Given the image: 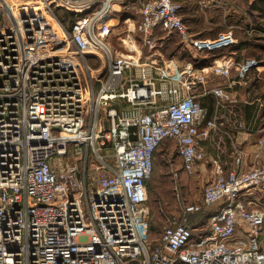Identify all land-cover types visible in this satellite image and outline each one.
Returning a JSON list of instances; mask_svg holds the SVG:
<instances>
[{"label":"built area","instance_id":"2783aa9c","mask_svg":"<svg viewBox=\"0 0 264 264\" xmlns=\"http://www.w3.org/2000/svg\"><path fill=\"white\" fill-rule=\"evenodd\" d=\"M40 1L37 17L25 12L37 3L0 0V264H264V209L242 197L264 190L260 149L247 167L242 149L231 168L209 156L201 203L185 204L183 219L169 218L156 242L147 189L167 138L189 174L206 160L201 140L232 99L227 84L209 87L208 75L245 78L264 56L171 70L143 59L145 48L157 53L158 30L197 50L234 44V31L192 34L180 0ZM57 9L73 14L70 26ZM115 27L126 31V51L109 40ZM98 52L105 78L88 56L101 59ZM199 88L219 97L213 118ZM221 200L210 231L195 235L187 214Z\"/></svg>","mask_w":264,"mask_h":264},{"label":"crops","instance_id":"0c3cea01","mask_svg":"<svg viewBox=\"0 0 264 264\" xmlns=\"http://www.w3.org/2000/svg\"><path fill=\"white\" fill-rule=\"evenodd\" d=\"M203 2L202 4L206 5V2ZM182 14L184 16V12H182ZM185 20L187 19L185 18ZM247 27L248 26L244 27L245 30L243 35L232 29L237 38L236 42L230 46L214 50H197L192 46H186L181 39V42L184 43L182 45L191 50V58H187L182 54L176 55L172 53L173 49L171 50L170 46L172 44V36L176 31L164 32L160 29L157 35L162 41L155 55L164 54L170 57V59L174 58L176 60L174 66L176 69L185 66H195L204 72L209 71L213 63L222 62L223 59L227 57L234 59L246 56H264V28L259 27L257 29L260 31L259 33L250 35L247 33L249 32ZM120 28L121 27H115L113 33L116 32V34L110 35L109 40L117 49L126 51L127 47L124 46L122 41V37L124 38L126 36V31L119 30ZM191 33L196 35V32L192 31ZM146 51H149V48L144 49V55L149 54L146 53ZM98 53L99 55L104 54L102 52ZM93 56L99 59L95 54H93ZM89 59L93 65L95 59L91 58V56ZM95 71L98 70L95 69ZM222 79H224L222 84L228 85L227 88L232 95V99L227 101V107L220 110L223 117L220 119L221 124L219 127L217 129H210L207 138L201 140V144L206 150L207 157L206 160L200 164L198 172L203 176L205 181L208 179V160L211 155L220 154L226 168L234 166L235 154L239 149H242L244 152L243 166L245 167L258 161L259 158L256 156V152L259 149L261 150L262 157H260V160H264V66L253 69L251 74L245 78H239L235 70H233V75L230 78L221 74L212 73L207 77V85L212 87L221 84L219 81ZM196 93L197 97L207 107V118H213L216 112L219 111L217 109V100L219 97L213 92L205 93L201 88L197 89ZM121 101L124 105L126 104V99H122ZM236 118H240L243 121L242 126H237L234 123ZM260 139H263V142H260ZM166 140L172 141L176 145L175 140L171 138H167ZM166 140H164V142ZM170 149L171 146H167L164 152L168 153ZM242 197L249 206L262 207L264 209V190H255L251 194L245 193ZM222 202V200L215 202L214 209L220 206ZM239 234L244 235L245 232L243 233V231L240 230ZM262 249L264 250V228L262 230Z\"/></svg>","mask_w":264,"mask_h":264},{"label":"rangeland","instance_id":"374dc122","mask_svg":"<svg viewBox=\"0 0 264 264\" xmlns=\"http://www.w3.org/2000/svg\"><path fill=\"white\" fill-rule=\"evenodd\" d=\"M23 1L34 5L30 7H35L37 3V9L39 8L38 6L43 8V3L40 0ZM203 1L206 2V5L202 4ZM180 2L183 4L181 12H184V18L187 19L189 30L196 32V36L214 37L221 30L227 29L236 30L237 33L243 35L244 27L246 26L249 29L247 33L254 35V33L260 32L257 30L259 27L264 28V0H180ZM18 3L19 6L23 5L22 1ZM63 10L60 9V12H63L64 17L70 23V16L66 10ZM113 34H116V32ZM172 37L170 46V49H173L172 53L176 55L182 54L187 58H191V50L182 45L184 43L181 42L180 33L176 32ZM146 53H149V51H146ZM147 55L143 57L144 60L152 61L155 58V62L158 64H163L165 67H171V70H175L174 63L176 60L174 58L170 59L164 54L150 57ZM90 56L95 59L93 67L98 70L94 71V73H100L105 78L108 73V62L105 55L101 54V59H96L93 54H90ZM219 82L222 84L224 79ZM125 102L126 104H123L124 107L132 106L127 100ZM103 115L105 117V114ZM106 123H110L109 118H106ZM167 146H171V149L168 153H165ZM175 172H178V175H175ZM205 183V179L198 171L189 174L182 168V162L174 142L166 140L159 147L155 157V169L147 185L149 206L148 235L154 242L157 241L161 229L169 221V218L183 219V206L185 204L201 203ZM212 211L213 206L206 205L202 211L187 214L189 221L191 220L197 225L194 231L195 235L200 234L202 231L210 230V214Z\"/></svg>","mask_w":264,"mask_h":264},{"label":"trees","instance_id":"16d2710c","mask_svg":"<svg viewBox=\"0 0 264 264\" xmlns=\"http://www.w3.org/2000/svg\"><path fill=\"white\" fill-rule=\"evenodd\" d=\"M64 11V10H63ZM57 12H58V15H59V17L61 18V20H63L65 23H66V25L67 26H70V23L67 21V19L64 17V14H63V12H60V9H57ZM67 13H68V15L70 16V22L73 20V18H72V16H73V14L71 13V12H69V11H67ZM68 22V23H67ZM163 144V143H162ZM161 144V145H162ZM158 151V150H157ZM157 151H156V153H157ZM155 157H156V154H155ZM149 181V180H148ZM148 181H147V185H148ZM210 206H213V211H214V204H212V205H210ZM205 206H203L201 209H199V210H197V211H202V209L204 208ZM212 211V212H213ZM194 212H196V211H194ZM207 213V212H206ZM212 214V213H211ZM210 214V215H211ZM190 222H191V224L195 227V228H197L196 226L197 225H195V223H193L191 220H190ZM210 230H205V231H202V233H206V232H209Z\"/></svg>","mask_w":264,"mask_h":264},{"label":"bare ground","instance_id":"6f19581e","mask_svg":"<svg viewBox=\"0 0 264 264\" xmlns=\"http://www.w3.org/2000/svg\"><path fill=\"white\" fill-rule=\"evenodd\" d=\"M28 14H33L35 16H40L42 14L41 9H26L25 11Z\"/></svg>","mask_w":264,"mask_h":264}]
</instances>
